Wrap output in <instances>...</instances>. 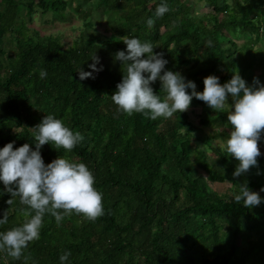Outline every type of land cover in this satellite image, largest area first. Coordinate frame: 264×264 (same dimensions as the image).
<instances>
[{"label": "trees", "instance_id": "trees-1", "mask_svg": "<svg viewBox=\"0 0 264 264\" xmlns=\"http://www.w3.org/2000/svg\"><path fill=\"white\" fill-rule=\"evenodd\" d=\"M201 1L209 12L166 0L169 10L157 17L161 0H75L82 33L65 46L32 22L38 12L44 22L69 19L70 0H0V147H34V126L55 114L83 140L71 151L45 143V163L59 155L87 163L104 206L95 219L72 211L59 225L45 214L39 239L18 259L0 251V264H61L67 250L66 264H264V201L249 208L232 198L239 184L264 197V133L258 164L233 176L239 161L215 143L229 136L230 106L214 110L194 97L199 125L213 128L200 134L187 110L152 120L117 111L111 98L123 76L115 53L126 50V36L152 42L165 67L198 91L205 76L224 83L233 71L248 84L264 83V0ZM103 19L110 35L96 27ZM93 54L103 70L81 80L77 69L89 70ZM152 86L163 97L160 81ZM26 208L0 181V217H8L0 231L23 223Z\"/></svg>", "mask_w": 264, "mask_h": 264}, {"label": "clouds", "instance_id": "clouds-1", "mask_svg": "<svg viewBox=\"0 0 264 264\" xmlns=\"http://www.w3.org/2000/svg\"><path fill=\"white\" fill-rule=\"evenodd\" d=\"M168 10L166 0H161L155 8V15L161 17ZM123 40L126 50L115 53V59L122 62L123 76L111 94L117 111L129 115L139 112L156 120L187 110L194 97L205 101L214 110L230 106L227 123L232 128L224 150L239 161L232 175L240 176L258 164L257 157L261 155L258 142L264 133V83L257 79L255 84H248L238 71H233L231 78L224 83L215 74L205 76L204 88L198 91L194 80L165 67L167 58L162 52L153 51L155 45L152 42L137 36H126ZM91 59L89 70L81 65L77 69L81 80L95 78V74L103 70L99 56L93 54ZM47 75L46 69L40 70V78ZM157 80L164 92L163 97L152 86ZM34 128V147L25 142L14 148L15 141L0 147V181L12 197H19L27 206L23 223L0 231V251L17 259L29 242L39 239L45 214L55 217L59 225L72 211L89 220L104 213L103 193L95 186V176L87 163L67 155H59L45 163L41 154L45 143L71 151L83 140L81 132L74 131L53 113L44 115ZM232 198L249 208L264 201L260 192L251 190L247 184H239ZM7 220L4 213L0 225L6 224ZM70 255V250L64 251L59 256L61 264H66Z\"/></svg>", "mask_w": 264, "mask_h": 264}, {"label": "rangeland", "instance_id": "rangeland-1", "mask_svg": "<svg viewBox=\"0 0 264 264\" xmlns=\"http://www.w3.org/2000/svg\"><path fill=\"white\" fill-rule=\"evenodd\" d=\"M97 1V0H94ZM189 2V0H187ZM194 1L193 10L195 14L202 15L204 13L209 12V8L205 7L203 1L201 0H190ZM75 6V0H70L66 8V14L69 15V19L58 20L57 18L52 22H44L43 18L40 16V12L35 13L33 16V26L37 27L43 33H52L57 36L61 42L65 44V46H69L73 43V41L79 37L82 33V20L81 18L71 9V7ZM96 27L101 32H104L110 35V32L107 30L106 20L103 19L101 22L96 24ZM190 120L198 127V133H206L209 134L212 132L213 128L210 126H200L199 125V113L201 108L199 106H195L191 104L188 109ZM215 143L221 146H224V142L220 139H216ZM211 153V152H210Z\"/></svg>", "mask_w": 264, "mask_h": 264}]
</instances>
